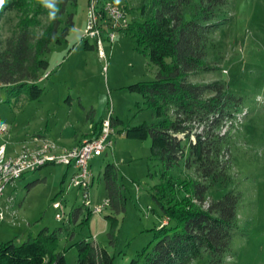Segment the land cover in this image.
<instances>
[{
    "label": "rangeland",
    "instance_id": "obj_1",
    "mask_svg": "<svg viewBox=\"0 0 264 264\" xmlns=\"http://www.w3.org/2000/svg\"><path fill=\"white\" fill-rule=\"evenodd\" d=\"M88 1L94 12L106 16V10L100 7L108 0H77L76 4H66L62 18L65 20L71 12L73 24L66 38L59 43L51 42L50 49L43 54L48 66L38 74L37 84L43 87V92L37 98L0 84V117L8 126L0 132V143H19L22 146L17 153H23L25 147L37 146L40 140L33 139V134L42 132L55 142L50 152L61 154L76 144L61 148L58 143H72L76 134L81 137L86 130L82 138H88L92 123L109 114L120 117L129 126L155 120L154 109L142 106V94L130 90L128 85L153 79L158 65L150 62L147 49H142L132 32L121 28L114 30L112 42L103 34V55L99 56L94 39L82 37L87 27ZM148 1L115 0L128 9L124 8L128 20L139 19L140 5ZM227 12L231 18L213 32L219 47L213 58L217 69L191 77L196 82L225 79L233 91L244 97V110L233 129L231 180L215 184L209 189L208 197H217L229 188L242 192L238 205L239 229L232 238L231 256L225 264H264V0H229ZM185 15L189 16L187 12ZM98 20L97 26H104V19ZM45 21L46 16H42V23ZM16 23L15 12L4 13L0 18V39L10 36ZM86 42L94 46L86 47ZM112 128L111 145L102 154L91 156L88 167L93 174L90 201L96 204L102 203L106 196L101 175L104 164L109 161L116 165L125 209L114 213L118 229L115 242L108 241L109 221L103 211L100 215L92 214L83 224H78L79 216L68 225V210L81 204L83 197L81 190L70 183L75 168L60 163H46L4 186L0 194V210L4 213L0 241L13 237L21 241L28 229L35 234L44 226L51 230L68 225L59 240L68 264H76L77 250L70 244L78 238L89 236L105 246L114 256L113 264H127L148 243L152 237L148 228L169 221L160 217L158 205L149 192L160 181L159 166L150 158L151 138L149 135L128 138L117 127ZM169 173L175 180V196L184 195L197 203L181 184L184 179L192 178L193 173L182 164ZM54 200L62 203L63 220L54 217ZM105 206L103 210L107 212ZM70 231L74 234L69 237ZM208 259L205 255L186 264H208Z\"/></svg>",
    "mask_w": 264,
    "mask_h": 264
},
{
    "label": "trees",
    "instance_id": "obj_2",
    "mask_svg": "<svg viewBox=\"0 0 264 264\" xmlns=\"http://www.w3.org/2000/svg\"><path fill=\"white\" fill-rule=\"evenodd\" d=\"M68 2L76 4L77 0H62L57 18L50 20L49 10L39 0H7L0 9V18L13 11L17 23L10 36L0 39L2 86L18 93L24 90L31 98L43 92L37 84L39 72L48 66L43 54L51 42L64 40L73 24L71 12L65 20L62 18ZM228 3L229 0H149L140 5L139 19L128 20L121 27L132 32L142 49H147L150 62L158 65L153 79L128 85L130 90L142 94V106L154 109L155 120L129 126L109 114V123L128 138L150 136V158L159 166L160 181L149 192L160 217L169 219L148 228L151 239L127 264H186L205 255L209 257L208 264H225L231 256L232 238L239 229L242 192L229 188L212 198L208 192L215 184L231 180L233 129L244 108V97L233 91L225 79H191L217 69L213 58L219 47L213 32L231 18ZM123 8L128 10L125 5ZM42 16H46L44 23ZM85 45L94 46L87 42ZM137 106L142 108L138 103ZM102 119L91 122L88 138L99 135ZM181 164L194 176L184 179L180 188L187 190L197 203L174 194L175 180L169 171ZM101 175L108 199V211L102 213L109 221L108 241L114 243L118 230L114 213L125 209V196L113 162L104 164ZM92 181L93 177L91 184ZM67 214L68 225L79 216L78 224L92 216L91 209L83 203L72 205ZM67 226L51 230L44 226L21 241L14 237L0 241V264H68L64 248L59 246L60 234ZM73 234L70 231L69 237ZM72 244L77 250L76 264H113L114 256L89 236Z\"/></svg>",
    "mask_w": 264,
    "mask_h": 264
},
{
    "label": "built area",
    "instance_id": "obj_3",
    "mask_svg": "<svg viewBox=\"0 0 264 264\" xmlns=\"http://www.w3.org/2000/svg\"><path fill=\"white\" fill-rule=\"evenodd\" d=\"M89 3L87 15V27H84L82 37L93 38L94 44L99 46V56L103 55V34L112 42L114 40V30L124 27L128 23V17L125 9L119 6L115 1L108 0L105 6L101 9H106V16H99V12H94L91 9V2ZM97 19H104V26H97ZM46 73L44 76H47ZM7 124L0 122V132L7 130ZM114 132L109 123V115L102 119L101 129L98 136H92L82 140V143L68 147L67 152L63 154L50 153V146H56L55 142L44 137L40 139V143L34 148L25 147L24 153H17L14 156L7 155L5 151V143H0V159H3V166H0V194L4 186L19 178L24 172L31 169H36L46 163H60L65 166H73L75 171L70 177V183L81 190L83 197V205L91 209V213L100 215L108 199L104 197L102 203L91 204L89 195V184L91 180H84V173H89L88 159L95 154V150L101 144L111 145L112 140L109 136ZM52 206L55 209L54 217L60 220L63 207L59 200H54ZM4 218V213L0 210V222Z\"/></svg>",
    "mask_w": 264,
    "mask_h": 264
},
{
    "label": "crops",
    "instance_id": "obj_4",
    "mask_svg": "<svg viewBox=\"0 0 264 264\" xmlns=\"http://www.w3.org/2000/svg\"><path fill=\"white\" fill-rule=\"evenodd\" d=\"M89 127H90V124H88V129H89ZM8 128V127H7ZM88 130H86V131H84L82 134L84 135V133L85 132H87ZM34 136H33V139H41V138H44V137H48V136H46V135H44L42 132H37V133H35V134H33ZM83 135L81 136V137H79L78 136V134H76L75 135V137H74V141L72 142V143H69V144H64V143H58V145H59V147H61V148H63V147H68V146H71V145H74V144H77V143H80L81 141H82V139H84V138H82L83 137ZM88 137V136H87ZM21 146L22 145H20L19 143H10V145L9 144H5V150H6V153L7 154H10V155H13V154H16L19 150H20V148H21ZM90 171H91V169H90ZM91 175L93 176V174H92V172H91ZM24 176V175H23ZM28 233H31V230H27V234ZM27 234H26V236H27ZM25 236V237H26Z\"/></svg>",
    "mask_w": 264,
    "mask_h": 264
},
{
    "label": "clouds",
    "instance_id": "obj_5",
    "mask_svg": "<svg viewBox=\"0 0 264 264\" xmlns=\"http://www.w3.org/2000/svg\"><path fill=\"white\" fill-rule=\"evenodd\" d=\"M40 4L48 9V16L50 20H55L57 18V13L60 11L58 4L62 2V0H39ZM7 0H0V9H3Z\"/></svg>",
    "mask_w": 264,
    "mask_h": 264
},
{
    "label": "bare ground",
    "instance_id": "obj_6",
    "mask_svg": "<svg viewBox=\"0 0 264 264\" xmlns=\"http://www.w3.org/2000/svg\"><path fill=\"white\" fill-rule=\"evenodd\" d=\"M91 1H93V0H91ZM97 1V0H96ZM96 1H95V3H96ZM108 2V1H107ZM107 2H105L104 4H107ZM102 4V3H101ZM99 5V4H98ZM96 7H97V4H96ZM101 8V7H100ZM94 10V9H93ZM98 10V9H97ZM96 10V11H97ZM106 10V9H105ZM95 11V10H94ZM103 12V11H102ZM101 12V13H102ZM105 12V11H104ZM103 12V13H104ZM104 16H105V13H104ZM97 21H99L98 19H97ZM104 23V22H103ZM87 26V25H86ZM101 26H102V24H101ZM97 45V44H96ZM39 80V79H38ZM108 146V144H101V146L100 147H98V150H95V154H92V156H94V155H100V154H102V152L104 151V149L106 148ZM50 147H54V146H50ZM67 149V148H66ZM25 152V151H24ZM23 152V153H24ZM63 152H67V150H65V151H63ZM63 152L61 153V154H63ZM50 153H53V154H56V153H54L53 151L52 152H50ZM0 166H3V159H0ZM32 170H34V169H31V170H27V171H32ZM26 171V172H27ZM26 172H24V173H26ZM21 177V176H20ZM92 178H91V173H90V171H89V173H84V180H91ZM90 185L91 184H89V190H90ZM90 195V194H89ZM60 220H63V214L62 215H60Z\"/></svg>",
    "mask_w": 264,
    "mask_h": 264
}]
</instances>
